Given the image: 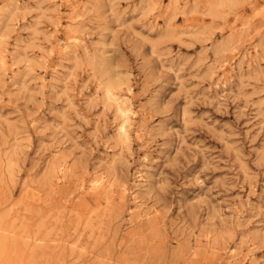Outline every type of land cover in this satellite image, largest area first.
Instances as JSON below:
<instances>
[{
    "label": "rangeland",
    "instance_id": "rangeland-1",
    "mask_svg": "<svg viewBox=\"0 0 264 264\" xmlns=\"http://www.w3.org/2000/svg\"><path fill=\"white\" fill-rule=\"evenodd\" d=\"M0 264H264V0H0Z\"/></svg>",
    "mask_w": 264,
    "mask_h": 264
},
{
    "label": "bare ground",
    "instance_id": "bare-ground-1",
    "mask_svg": "<svg viewBox=\"0 0 264 264\" xmlns=\"http://www.w3.org/2000/svg\"><path fill=\"white\" fill-rule=\"evenodd\" d=\"M115 99L118 100V105H119L118 107H119V110H120L121 112L124 113V112H125V111H124L125 108L123 107V108H124V109H123V108L120 107V106H121V101H120V99H119L118 97H116ZM126 121H127V119H126V118H123V120H122V122H121V124H120V130L123 131V132L126 131ZM94 185H95V188H99V186H100L101 184H100L99 181L96 180V181L94 182Z\"/></svg>",
    "mask_w": 264,
    "mask_h": 264
}]
</instances>
